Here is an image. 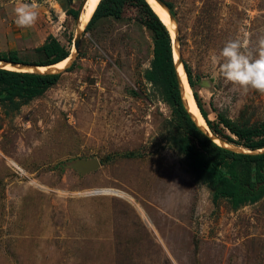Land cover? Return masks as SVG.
Returning a JSON list of instances; mask_svg holds the SVG:
<instances>
[{"label": "rangeland", "instance_id": "1", "mask_svg": "<svg viewBox=\"0 0 264 264\" xmlns=\"http://www.w3.org/2000/svg\"><path fill=\"white\" fill-rule=\"evenodd\" d=\"M167 1L209 118L264 120V93L220 72L229 40L264 46V0ZM24 3L38 18L21 28ZM69 16L59 0H0V55L44 59L51 42L75 61L43 94L0 102V264H264V197L235 206L193 171L186 127L150 79L141 6L126 0L82 32ZM261 145L264 134L240 146ZM105 187L127 195L89 193Z\"/></svg>", "mask_w": 264, "mask_h": 264}, {"label": "trees", "instance_id": "2", "mask_svg": "<svg viewBox=\"0 0 264 264\" xmlns=\"http://www.w3.org/2000/svg\"><path fill=\"white\" fill-rule=\"evenodd\" d=\"M126 0H101L93 13L86 29H89L101 18L114 15L117 7ZM145 13V24L154 34V57L151 62L150 79L162 91L164 100L173 107V113L186 127L187 135L181 137L179 148L186 153L193 171L198 178L209 184L215 191L216 198H226L235 206L256 202L264 197V151L249 153L223 146L204 131L189 112L183 96L175 63L173 36L149 0H134ZM173 13V4L162 0ZM80 8L71 7L69 15L78 18ZM47 54L44 59L34 61L19 57L16 52L4 53L0 58L32 65H51L66 59L70 54L58 43L46 42L42 47ZM181 59L192 87L196 82L192 70L183 58V50L179 47ZM75 61L72 63L73 67ZM69 67V68H71ZM68 68V69H69ZM61 73H36L30 71L11 70L0 66V102L15 101L17 97L31 99L43 94L60 79ZM200 110L210 130L221 139L243 145V140L251 135L264 134V120L244 125L226 114H219V121L214 123L208 115L199 95L194 92ZM221 125L223 127H221ZM236 135L233 137L231 134ZM244 147V146H243ZM264 145L254 147L261 149ZM246 148V147H245Z\"/></svg>", "mask_w": 264, "mask_h": 264}, {"label": "bare ground", "instance_id": "3", "mask_svg": "<svg viewBox=\"0 0 264 264\" xmlns=\"http://www.w3.org/2000/svg\"><path fill=\"white\" fill-rule=\"evenodd\" d=\"M100 0H86L84 2V11L80 15V19L78 18V24H77V31L82 32L85 27L87 26L89 19L93 15L98 3ZM152 6L155 8L157 13L161 16L167 27L169 28L171 34L173 37H175L174 40V55H175V63L178 71V76L180 79V84H181V89H182V96L184 99V102L191 113L192 117L197 121L198 125L206 131L216 142L219 144L232 148L237 151H248L249 153H255V152H263L264 148L257 149V150H252L249 148L242 147L240 145H236L230 142H227L220 137L216 136L209 128V125L203 116L200 107L197 103V100L194 95V90L192 85L189 82L187 72L184 68V63L181 59L180 51H179V46H178V34H179V29H178V24L175 18L173 17V14L170 13L169 8L162 2L158 0H149ZM89 8V9H88ZM88 10V12L85 14V12ZM76 51V47H74ZM74 57L73 55H69L66 59L55 63L51 65H28V64H23V63H18L6 59L0 58V66L4 68H8L11 70H19V71H30V72H36V73H61L64 71L68 66L71 65V62L73 61ZM200 122V123H199ZM15 162V161H14ZM19 165V164H18ZM17 167V165H16ZM19 168V167H18ZM21 168V167H20ZM21 171V170H20ZM89 193L92 194H99V193H115L119 194L122 196H126L127 194L116 188H110V187H105V188H94Z\"/></svg>", "mask_w": 264, "mask_h": 264}, {"label": "clouds", "instance_id": "4", "mask_svg": "<svg viewBox=\"0 0 264 264\" xmlns=\"http://www.w3.org/2000/svg\"><path fill=\"white\" fill-rule=\"evenodd\" d=\"M14 12L15 23L21 28L32 26L38 18L35 7L28 3L17 6ZM220 56V72L224 78L245 90L264 93V46L253 53L240 40L231 39L221 49Z\"/></svg>", "mask_w": 264, "mask_h": 264}, {"label": "water", "instance_id": "5", "mask_svg": "<svg viewBox=\"0 0 264 264\" xmlns=\"http://www.w3.org/2000/svg\"><path fill=\"white\" fill-rule=\"evenodd\" d=\"M86 0H83V2H82V5H81V8H80V12H79V16H78V18L80 19V15L82 14V12L84 11V6H85V4H84V2H85ZM158 1H160V2H162V3H164L162 0H158ZM165 4V3H164ZM166 5V4H165ZM167 6V5H166ZM168 7V6H167ZM169 8V7H168ZM170 10V9H169ZM171 12V11H170ZM80 37H76V39L74 40V47H76V49H78L79 48V43H80ZM195 120V119H194ZM97 166V163L95 162V163H93V167H96Z\"/></svg>", "mask_w": 264, "mask_h": 264}, {"label": "crops", "instance_id": "6", "mask_svg": "<svg viewBox=\"0 0 264 264\" xmlns=\"http://www.w3.org/2000/svg\"><path fill=\"white\" fill-rule=\"evenodd\" d=\"M74 1L75 0H59V2L63 5V6H65V8H66V10H68V9H70L71 7H76L75 6V4H74ZM77 8V7H76ZM70 16H72V15H70ZM69 16V17H70Z\"/></svg>", "mask_w": 264, "mask_h": 264}]
</instances>
